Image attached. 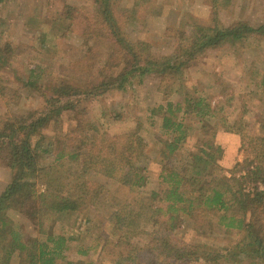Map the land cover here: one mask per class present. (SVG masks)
<instances>
[{
	"label": "rangeland",
	"instance_id": "374dc122",
	"mask_svg": "<svg viewBox=\"0 0 264 264\" xmlns=\"http://www.w3.org/2000/svg\"><path fill=\"white\" fill-rule=\"evenodd\" d=\"M108 3L123 34L132 41L148 42L153 52L162 56L176 54L179 45L190 41L197 25L216 23L230 27L244 22L257 30L199 53L177 77L152 65L146 73L132 76L123 89L111 88L98 96L73 95L62 115L63 133L76 138L70 144L90 135L100 140L101 134L111 138L137 131L144 138L145 151L139 159L130 160L128 169L145 174L146 183L134 189L141 192L146 202H152L151 191L160 188L158 151L166 136L160 129V116H151L150 109L179 101L186 95L200 96L217 112L211 118V126L202 127L199 117L188 115L186 122L192 125V131L176 155L166 162L181 169L191 151L199 146L218 145L221 151L217 159L225 173L229 176L230 170L236 168L238 176L246 175L242 164L239 167L236 164L251 156L252 138L264 133V0H108ZM97 11L94 0H0V41L11 43L17 53L8 67L0 70V123L20 112L41 110L45 94H51V85L63 81L79 85L89 68L98 73L108 67V74L120 70L122 62L111 54L113 40L94 30ZM89 36L92 40L87 43ZM32 68L38 73L42 71L37 87L23 83ZM46 133L53 134V127L47 128ZM50 160V155L39 157L43 165ZM13 175V170L0 159V193ZM38 186L40 190L46 187L42 180H38ZM240 186L253 193L264 190V181H254L246 175ZM124 195L123 190L115 199L122 200ZM112 199L102 208L89 205L53 217L43 227L16 210L8 214L25 238H44L52 233L68 238L67 259H81L86 264H132L125 246H121L120 232L109 220L114 209ZM235 212L247 216L239 208ZM204 228L206 231L194 229L185 222L175 230L173 238L180 244L207 243L214 249L230 241L231 237L220 228L207 225ZM152 229L153 226L143 224L132 240L143 248L138 257L141 264L146 260L143 251ZM82 243L95 244L96 248L87 255L79 254L77 245ZM173 264L215 263L199 257Z\"/></svg>",
	"mask_w": 264,
	"mask_h": 264
},
{
	"label": "trees",
	"instance_id": "16d2710c",
	"mask_svg": "<svg viewBox=\"0 0 264 264\" xmlns=\"http://www.w3.org/2000/svg\"><path fill=\"white\" fill-rule=\"evenodd\" d=\"M94 1L98 5L94 30L113 40L111 54L122 62V67L116 74H108V67L98 73L89 68L79 85L64 81L51 85V94H45L41 110L20 112L0 123V159L14 172L0 193V264H86L81 259H67L69 239L62 234L25 238L8 212L16 210L43 227L66 212L89 205L102 208L112 197L114 209L109 220L120 232L121 246H125L132 264H141L138 257L143 248L132 240L143 224L153 229L142 264L188 263L199 257L215 264H264V190L248 193L240 186L246 175L264 181V133L252 138L251 156L236 164H242L246 175L238 176L236 168L229 176L225 173L217 159L221 151L218 145L199 146L179 169L166 161L176 155L192 131L187 116L193 114L200 118L202 127H209L217 112L202 97L189 95L152 107L150 115L160 116V129L166 138L158 151L160 188L152 190L154 200L146 202L134 186L142 187L147 177L128 169L130 160L144 154L141 134L135 130L111 138L101 134L100 140L90 135L70 144L76 138L62 130V115L73 95L98 96L111 88L123 89L132 76L146 73L152 65L177 77L199 53L229 39L247 37L257 28L244 22L230 27L197 25L190 41L179 45L176 54L162 56L155 54L148 42L132 41L122 33L108 0ZM90 40L92 36L87 37V43ZM16 54L11 43L0 41V70L8 67ZM41 72L32 68L23 83L37 87ZM50 126L53 134L48 135ZM44 155L51 156L46 165L39 161ZM38 180L46 185L44 190H40ZM123 190L124 198L117 201L115 197ZM236 208L246 211L247 216L236 214ZM185 222L205 231L206 225L218 227L231 237L230 241L217 249L200 242L180 244L173 233ZM95 248V244H78L77 253L87 255Z\"/></svg>",
	"mask_w": 264,
	"mask_h": 264
}]
</instances>
